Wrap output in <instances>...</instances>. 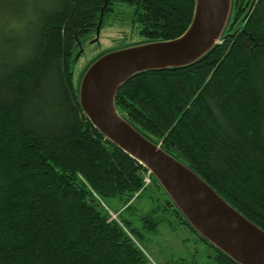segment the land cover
Listing matches in <instances>:
<instances>
[{
	"label": "trees",
	"instance_id": "obj_1",
	"mask_svg": "<svg viewBox=\"0 0 264 264\" xmlns=\"http://www.w3.org/2000/svg\"><path fill=\"white\" fill-rule=\"evenodd\" d=\"M251 1L232 0L225 30L205 55L133 75L115 106L264 230V0L248 11ZM25 2L0 0V27L27 18ZM116 5L131 10L146 42L179 36L194 0H42L27 19L25 52L0 59V264H145L140 229L111 218L101 201L127 204L150 182L165 200L139 217L142 230L154 231L158 209L170 208L196 233L156 179L145 183L147 170L80 107L72 76L78 47ZM200 239L217 264H238Z\"/></svg>",
	"mask_w": 264,
	"mask_h": 264
},
{
	"label": "water",
	"instance_id": "obj_2",
	"mask_svg": "<svg viewBox=\"0 0 264 264\" xmlns=\"http://www.w3.org/2000/svg\"><path fill=\"white\" fill-rule=\"evenodd\" d=\"M231 7L232 0H194L189 25L179 36L101 53L81 75L78 100L91 125L156 179L201 238L238 264H264V230L184 163L137 131L115 106L118 89L133 75L187 67L205 55L219 42ZM100 22L101 15L96 36Z\"/></svg>",
	"mask_w": 264,
	"mask_h": 264
},
{
	"label": "rangeland",
	"instance_id": "obj_3",
	"mask_svg": "<svg viewBox=\"0 0 264 264\" xmlns=\"http://www.w3.org/2000/svg\"><path fill=\"white\" fill-rule=\"evenodd\" d=\"M26 1L24 10L27 12V18L18 17L10 23V27H0V59H9L25 52L27 41L32 35L27 19L32 8L40 9L42 5V0ZM231 20L232 15L229 23ZM103 22L98 35L94 32L84 43L83 52L73 66L75 85L89 61L102 50L145 39L140 33L142 27L133 21L131 10L126 6H114L113 12ZM163 199L164 195L156 184L150 182L140 195H135L127 204H124V199L119 198H107L101 201V204L111 218H127L132 226L140 229L143 235L138 238L137 243L147 257L145 264H217L214 261L213 247L201 240L170 208L163 211L158 209V215L163 220L154 231L142 230L143 223L139 217L153 209L155 204H163ZM128 205H131V208L125 209Z\"/></svg>",
	"mask_w": 264,
	"mask_h": 264
},
{
	"label": "flooded vegetation",
	"instance_id": "obj_4",
	"mask_svg": "<svg viewBox=\"0 0 264 264\" xmlns=\"http://www.w3.org/2000/svg\"><path fill=\"white\" fill-rule=\"evenodd\" d=\"M139 42H142V41H138V42H133V43H127L125 46L127 45H131V44H136V43H139ZM124 46V45H123ZM104 50H102L101 52H99L98 54H96L90 61H93L95 58H97ZM83 52V47H78V53H77V59L81 56V53ZM77 61V60H76ZM88 63V64H89ZM88 64L86 65V67L88 66ZM85 70V69H84Z\"/></svg>",
	"mask_w": 264,
	"mask_h": 264
},
{
	"label": "built area",
	"instance_id": "obj_5",
	"mask_svg": "<svg viewBox=\"0 0 264 264\" xmlns=\"http://www.w3.org/2000/svg\"><path fill=\"white\" fill-rule=\"evenodd\" d=\"M149 175H150V173H149L148 171H147L146 174L144 175V181H145L146 183L149 182Z\"/></svg>",
	"mask_w": 264,
	"mask_h": 264
}]
</instances>
